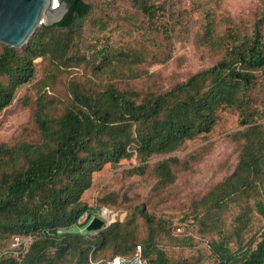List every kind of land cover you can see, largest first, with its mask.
<instances>
[{
    "label": "trees",
    "instance_id": "1",
    "mask_svg": "<svg viewBox=\"0 0 264 264\" xmlns=\"http://www.w3.org/2000/svg\"><path fill=\"white\" fill-rule=\"evenodd\" d=\"M118 1L149 20L157 53L117 51L104 36L86 45L89 25L103 30L114 13L125 18ZM192 1L204 20L202 45L217 59L169 88L143 65L166 62L175 32H189L185 12L175 10L163 22L167 0H80L59 23L40 25L24 47L0 43V115L32 109L24 135L0 142V264H105L131 257L137 246L148 264H201L167 249L170 241L192 246V232L207 240L212 264H264V0L250 23L217 18L223 0ZM41 63L48 65L42 77ZM229 109L242 127L229 136L238 146L236 167L192 200L177 224L158 217L151 201L169 194L179 174L194 172L212 145L172 155L209 135ZM133 159L138 165L126 173L152 179L151 199L141 203L126 190L104 189L93 204L86 200L97 173ZM103 208L128 214L95 235L57 233ZM16 238L19 254L7 250Z\"/></svg>",
    "mask_w": 264,
    "mask_h": 264
},
{
    "label": "rangeland",
    "instance_id": "2",
    "mask_svg": "<svg viewBox=\"0 0 264 264\" xmlns=\"http://www.w3.org/2000/svg\"><path fill=\"white\" fill-rule=\"evenodd\" d=\"M163 1L160 0V3ZM118 4H120L122 12L126 13L125 18L117 20V14L114 13L112 15L114 21L109 22V25L103 30L94 25H89L86 30V45H89L93 38L104 36L117 51H141L146 55L157 53L159 48L157 45V32L151 28L149 20L141 13L130 8L127 2L118 1ZM166 8L169 17L163 18V22L167 23V20L172 19L173 16L171 14L175 10L185 12L182 16L188 21L185 28H188L189 32L182 29L175 32L176 36L169 40L170 44L165 48L167 52L164 50L162 59L165 58L166 62L158 63L156 62L157 58L146 60L143 65L150 75L155 76L160 84L165 88H169L178 82L185 81L191 75L211 67L215 63L217 56L202 45L201 32L204 20L202 19V13L195 8L192 0H167ZM260 12V0H223L220 5L215 6L217 18L232 17L245 23L254 21L261 14ZM159 54H163V51L159 50ZM168 55L170 58L167 57ZM41 61L38 60V62ZM47 66V63L40 64V77L43 75V70H47ZM73 70L77 71V69ZM133 82L139 86L144 84L142 80ZM31 113L32 109L30 107L23 108L22 106L2 113L0 115V142L12 144L15 140L22 137ZM239 130H242L239 124V113L230 109L226 110L221 113L217 125L209 135L189 142L185 148L173 154L172 156L184 158L203 146L212 145L210 154L195 167L194 172L179 174L169 194L164 192L161 196L151 201L154 207H150V211L156 213L158 217L170 219L174 224H177L187 213L188 206L192 200L202 198L236 167L239 155L238 146L230 141L229 136ZM162 159L163 157L153 159L150 164ZM137 165L135 159L123 161L119 168L107 165L103 171L95 175L93 187L87 192L86 200L93 204V201L98 198L100 191L104 189L126 190L131 198L136 200L139 197V202L141 203L151 199L150 191L154 184L152 179L149 176L129 178L126 173L127 170ZM112 209L122 219L128 214L127 210ZM172 235L177 237L174 230H172ZM192 235L194 236L192 246H185L184 244L170 241L167 244L170 255L175 259L212 264L214 257L211 256L207 240L194 232H192ZM30 242L24 243V249ZM17 249L12 243L7 247V250L19 254Z\"/></svg>",
    "mask_w": 264,
    "mask_h": 264
},
{
    "label": "water",
    "instance_id": "3",
    "mask_svg": "<svg viewBox=\"0 0 264 264\" xmlns=\"http://www.w3.org/2000/svg\"><path fill=\"white\" fill-rule=\"evenodd\" d=\"M80 0H0V43L16 48L24 47L40 25L53 26L63 20ZM60 8L59 18L53 12ZM104 221L95 218L87 226L88 232L100 231Z\"/></svg>",
    "mask_w": 264,
    "mask_h": 264
},
{
    "label": "built area",
    "instance_id": "4",
    "mask_svg": "<svg viewBox=\"0 0 264 264\" xmlns=\"http://www.w3.org/2000/svg\"><path fill=\"white\" fill-rule=\"evenodd\" d=\"M95 218H99L104 221V225L101 230L108 228L112 224L116 223L118 220V214L114 213L109 208H103L102 210H93L91 212L84 213L77 225L70 229H60L57 231L58 234H63L67 231L75 232V233H83L86 236L95 235L99 231L95 232H88L87 226H89ZM100 230V231H101ZM183 228L178 229V232H181ZM32 237H29L24 243L31 241ZM20 238H16L15 243L13 244L14 247H18L21 245ZM94 263V264H99ZM105 264H148L147 260L144 258L142 248L137 246L134 254L131 257H124V256H117L110 260L105 261Z\"/></svg>",
    "mask_w": 264,
    "mask_h": 264
},
{
    "label": "bare ground",
    "instance_id": "5",
    "mask_svg": "<svg viewBox=\"0 0 264 264\" xmlns=\"http://www.w3.org/2000/svg\"><path fill=\"white\" fill-rule=\"evenodd\" d=\"M53 12H55L57 14V16L55 17V19H58L59 18V14H60V8L59 7H54L53 9ZM60 11V12H59Z\"/></svg>",
    "mask_w": 264,
    "mask_h": 264
}]
</instances>
